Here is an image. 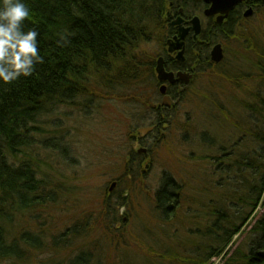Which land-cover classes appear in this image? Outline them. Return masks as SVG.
Instances as JSON below:
<instances>
[{
	"label": "rangeland",
	"instance_id": "rangeland-1",
	"mask_svg": "<svg viewBox=\"0 0 264 264\" xmlns=\"http://www.w3.org/2000/svg\"><path fill=\"white\" fill-rule=\"evenodd\" d=\"M248 19L233 25L221 71L203 75L180 94L184 100L170 124L155 134L143 166L130 169L132 175L126 176L125 165L131 151L139 150L135 137L148 127V117L134 110L137 104L132 107L128 95L97 92L91 102L78 100L40 118L34 148L49 179L44 188L54 189V195L47 193L51 203L43 208L16 215L13 227L4 225L9 240L17 244H22L21 233L30 237L19 247L22 260L0 264H72L76 255L80 264L84 256L89 264H194L199 255L206 256L204 251L216 240L205 232L219 219L216 213L229 219L243 212L238 207L245 206L238 201L250 191L244 180L256 182L249 165L238 168L239 164L263 161L258 141L264 137V123L258 112L264 79L258 63L259 59L264 63V10ZM160 41L154 34L143 52L157 60ZM173 53L183 60L182 50ZM146 74V92L151 94L156 69L152 79ZM169 100L167 109L178 102ZM215 158L223 163L217 166ZM168 180L177 187L173 192L177 203L163 219L155 193ZM118 197L124 199L123 206L114 208L113 199ZM262 211L259 206L255 219L207 264H239L231 260L237 250L246 252ZM165 254L168 259L159 257Z\"/></svg>",
	"mask_w": 264,
	"mask_h": 264
},
{
	"label": "trees",
	"instance_id": "trees-1",
	"mask_svg": "<svg viewBox=\"0 0 264 264\" xmlns=\"http://www.w3.org/2000/svg\"><path fill=\"white\" fill-rule=\"evenodd\" d=\"M171 1L25 0L30 17L23 27L25 31L34 28L39 33L38 48L43 63L36 65L33 75L29 77H21L12 84H0V261L22 260L19 247L25 246L30 237L21 233L18 241L22 244H17L9 240L5 227H13L16 215L31 213L43 208L44 203H51L50 196L46 197L49 193L54 195V189L48 191L44 188H47L49 179L40 167L41 161L37 159L34 148L35 125L40 118L53 113L60 106L75 105L78 100L91 102L97 92L104 95L116 92L119 97L129 96L132 107L137 104L134 110L148 117V127L153 126L156 131H161L162 126L170 124L173 113L184 98L173 88L167 89L166 94L174 100L180 99V102L172 110L161 107L156 78L152 74L156 60L143 51L157 34L161 38L159 56L165 54L166 38L173 33L170 22L176 14V10H170ZM233 25L231 20L218 32L231 33ZM61 36L66 39H61ZM258 66L264 79V63L260 59ZM146 73L150 74L151 79L154 77V91L151 94L146 92V81H149ZM224 76L233 81L229 74L224 73ZM123 92L125 95H122ZM259 103L258 116L264 123V100ZM241 106L246 107L247 104L242 103ZM254 128L251 126L252 132ZM258 142L264 148V137ZM263 148L260 165L252 159L246 165L238 166L244 168L249 165L250 176L257 175L253 184L244 180L250 191L239 199L238 204H243L245 209L240 208L243 212L237 211V215L233 214L229 219L218 212L225 223L218 225L214 222L208 228V232H205L207 237L216 241L212 243L214 246L206 248V256L199 255L194 264H207L211 258L219 257L241 228L251 218L255 219L256 215L253 214L259 206L263 207V211L253 225L246 252L237 250L231 261L264 264ZM137 158L132 150L125 165L126 176L132 175L130 169L138 171L143 166V158ZM215 161L220 165L223 159L215 158ZM162 184L155 193V204L165 219L173 213L172 209L177 203L173 193L177 187L170 180L166 183L162 181ZM59 189L57 186L56 191ZM113 200L115 204L112 205ZM113 200L111 205L114 208L123 206L122 197ZM106 208L110 209L108 205ZM159 257L168 259L167 254ZM82 260L81 264H89L85 256ZM72 264H80L77 255Z\"/></svg>",
	"mask_w": 264,
	"mask_h": 264
},
{
	"label": "flooded vegetation",
	"instance_id": "flooded-vegetation-1",
	"mask_svg": "<svg viewBox=\"0 0 264 264\" xmlns=\"http://www.w3.org/2000/svg\"><path fill=\"white\" fill-rule=\"evenodd\" d=\"M169 7L171 11L176 10V14L172 16L173 18L170 22L173 33L168 39L172 41L174 39H178L184 34L182 47L180 49L183 53V60L178 61L176 59L177 54L170 53V55L167 53L165 47V54L162 58L164 71L173 75L181 73L192 78L188 83L179 81H176L173 84H170L169 82L163 83L165 84L166 89L173 88L177 94H181L186 89L188 84L201 81L203 75L213 71H221L225 58L228 54V44L230 40H232L234 34L218 32L219 30L224 29V26L231 20L234 25L251 20L243 18L245 11L248 9L253 11L252 16H254L255 12L264 10V4L261 1L246 0L237 4L233 10L229 12L227 17L218 23L217 16L211 18L205 17L204 11L208 9V6L203 3V0H172L169 3ZM200 17H202L203 20H201ZM194 18L198 19L200 27V31L196 36L191 29V21ZM177 21L180 23H176ZM173 23H176V25H172ZM215 46H220L221 49L222 60L219 63H214L211 59V53ZM161 84L162 83H158L156 80L157 88H159ZM176 100L178 101V99ZM148 128H151V130L148 131L145 137L144 134L142 137L135 138L134 144L140 149V153L136 150V155L138 157L141 155L143 158L149 155L150 150L148 148V144L150 143L152 146L154 139L156 138L155 134L159 132L156 131L153 126ZM145 138V141L149 140L150 142L148 141L147 144H144L143 140ZM134 144L132 146L133 148L135 147Z\"/></svg>",
	"mask_w": 264,
	"mask_h": 264
},
{
	"label": "clouds",
	"instance_id": "clouds-1",
	"mask_svg": "<svg viewBox=\"0 0 264 264\" xmlns=\"http://www.w3.org/2000/svg\"><path fill=\"white\" fill-rule=\"evenodd\" d=\"M29 17L25 0H0V84L29 77L36 65L43 63L38 48L39 33L34 28L25 31L23 27Z\"/></svg>",
	"mask_w": 264,
	"mask_h": 264
},
{
	"label": "water",
	"instance_id": "water-1",
	"mask_svg": "<svg viewBox=\"0 0 264 264\" xmlns=\"http://www.w3.org/2000/svg\"><path fill=\"white\" fill-rule=\"evenodd\" d=\"M246 0H203V3L208 5L209 8L207 10L204 11V15L207 18H211L214 16H217V22H221L223 19H225L227 17V15L229 14L230 11L233 10V8L241 3L244 2ZM264 4V0H259ZM253 11L251 9H248L245 11L243 17L244 18H249L252 16ZM176 23H180L179 21H177ZM176 23H173L172 25H176ZM191 29L194 32V35L196 36L199 31H200V27H199V21L197 18H194L191 21ZM184 38V34L182 36H180L178 39H174L172 41H168L167 46H168V52L171 53L174 50H179L182 47V40ZM178 61H181V59L179 58L180 54L178 53ZM211 59L214 63H219L222 60V55H221V49L220 46H215L213 48V51L211 53ZM156 73H157V80L160 83H165V82H169L170 84H173L176 81L179 82H184V83H188L191 79L190 76L178 73L177 75H173L170 73H165L164 69H163V60L161 58H159L157 60L156 63ZM165 86H162L159 88V94L163 96L162 98V102L161 105L164 107H169L170 106V100L167 96H164L165 94ZM149 131L148 130H139V134L140 136H143L145 133H147Z\"/></svg>",
	"mask_w": 264,
	"mask_h": 264
},
{
	"label": "bare ground",
	"instance_id": "bare-ground-1",
	"mask_svg": "<svg viewBox=\"0 0 264 264\" xmlns=\"http://www.w3.org/2000/svg\"><path fill=\"white\" fill-rule=\"evenodd\" d=\"M163 69H164V65H163ZM223 163V162H222ZM217 166H219L218 164H216ZM239 209L241 208L240 206L238 207ZM216 215L218 216V212L216 213ZM219 219L216 220L217 223H219L218 225H222L224 224L225 222L223 221L224 219H221L219 216H218Z\"/></svg>",
	"mask_w": 264,
	"mask_h": 264
}]
</instances>
